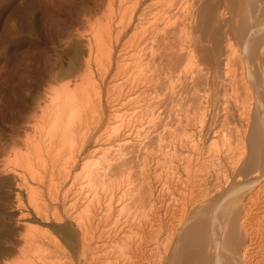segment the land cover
<instances>
[{
	"label": "bare ground",
	"instance_id": "obj_1",
	"mask_svg": "<svg viewBox=\"0 0 264 264\" xmlns=\"http://www.w3.org/2000/svg\"><path fill=\"white\" fill-rule=\"evenodd\" d=\"M122 2L127 70L112 63L109 76L123 82L109 87V56L94 66L115 92L107 113L89 40L78 69L95 83L77 70L37 104L25 141L10 133L24 149L0 143V187L14 199L0 264H264V0ZM115 119L121 148L104 145L118 148L81 165L79 182V154Z\"/></svg>",
	"mask_w": 264,
	"mask_h": 264
},
{
	"label": "rangeland",
	"instance_id": "obj_2",
	"mask_svg": "<svg viewBox=\"0 0 264 264\" xmlns=\"http://www.w3.org/2000/svg\"><path fill=\"white\" fill-rule=\"evenodd\" d=\"M109 1L110 0H0V141H1L0 143H1V145H5L4 148H8V150L9 149L16 150V151H18L19 148L24 149V147H22V146L16 147V145L19 144V141H18L19 139L22 140L23 137H26V134L20 133V132L31 133L32 131L29 132V130L33 127V125H34L33 128H38L36 126L41 121L40 120L41 115L39 116V113L38 114L35 113L36 110L38 109L37 104L40 103L42 105L40 107H43V105H44L43 101L46 99L47 96L48 97L50 96V98H52V96H54V92L60 90V87L65 83L66 80L71 78L72 75L75 76L74 74H76V75L80 74V73L76 72L77 70H78V72H81V74L82 73L85 74V72H83V70L82 71L79 70V69H81L79 67L85 61L84 58H86V56H85L86 53L84 52V48H85L86 44L89 42V40H90V43L93 47L96 44L98 45L96 49H95V47L93 48L94 52H95V50L97 51L96 53L93 52L94 53L93 55L94 56L96 55L95 57L99 56V57H97V59L100 60L102 57L107 58V56H109L108 58L111 60L110 61L111 63H109V61L107 62L108 67H106V70L104 69V72H105L106 77H107L106 79H109L108 80L109 87H110V83H112V84L114 82L117 83L119 80L121 82H123L122 77H119L120 79L119 78L115 79V77H114L115 80H112L113 77H110V76H113V74L115 72L114 69L116 68L117 64H119V66H121V64H122L123 65L122 67L127 66V65H124L125 62H124V64L122 62H118L119 59H121V58H117V57H119L118 54L120 53L118 51H122L121 48H123V46L125 45V42H126V36L123 33L124 25H125V21H126L123 19H125L124 13H126V11L124 10V8H121V5L122 6L124 5L122 0H120V1L119 0H112V1H110V3H109ZM108 3L111 4V7H109ZM106 9H108V10L106 11V14H104V16H105V19H104V16L102 14L105 13L104 11ZM122 9L125 12H123ZM101 16H103L101 19L105 20V21L100 20ZM97 25H101V26H99V27H101V28H99L100 31H97V29H98ZM102 25H104V26H102ZM118 25H119V27H118ZM121 26H122L123 30L121 29ZM102 29H104V30H102ZM116 29H117L118 33H117ZM105 30L107 31V34H106ZM96 31L98 32V34H97L98 36H100V34L102 36V33H100V32H103L104 35L102 37L100 36L101 38L99 37L102 40L101 41L102 43L98 42L99 39H98V41H95L98 43H94V37L95 36H93L92 34H96L97 33ZM108 31H110L111 33L109 34ZM107 35H110L111 38H110V36L107 37ZM104 36H106L109 39H107ZM117 38H118V40H117ZM114 39H116V40H114ZM124 40H125V42H124ZM108 42H110V43H108ZM111 47H112V49H111ZM97 49H99L100 51ZM101 51L103 54L101 53ZM93 55H92V58L90 61L91 62L90 65L92 66L91 68H93L94 66L99 67V65H97V64H99L101 62L102 63L100 64V67L102 66L103 68H105V66H107V65H105L107 60L104 59L105 63H104V60H100V62H98L97 59H95V60L93 59V58H95ZM112 55L114 56L113 57L114 59L112 58ZM116 58L118 61L116 60ZM95 61H96V63H95ZM116 62H117V64H115ZM108 63L111 65L110 67H109ZM112 63H113V65L115 64L114 69H113ZM103 68H101V72H103L102 71ZM124 68H122L121 71H123V72H121V74L124 73L125 70H127L126 69L127 67L125 68V70H124ZM93 69H92V75H93L92 77H94V79H95L98 77V74L95 71V67ZM111 71L113 74L111 73ZM104 72L102 74H104ZM84 74H83V76H84ZM110 74H112V75H110ZM77 76H79V75H77ZM86 76L89 77L88 75H86ZM92 77L91 76L89 77V78H91L90 81L92 80ZM106 79H105L106 82L104 80H101L100 77H99V79L97 78L95 80L97 81L96 83H98L100 81H101L100 83H102V84L98 83V85H97V86H99V90H100L99 95L102 96V97L100 96V98H102V99H100V98L99 99H100V103L102 102L101 105L105 106L104 111L107 113V110H108V109L106 110L107 103H105V102L106 101L109 102L111 100L110 98H112V95L115 92L111 93V92H109L110 90L109 91L106 90L108 88V86L106 87V85H107ZM95 80L93 81L94 83H95ZM103 83H104V85H103ZM122 84H120V85H122ZM100 85H103V86H100ZM112 86H115V84H113ZM112 86L110 88H112ZM100 87L102 89H100ZM115 87H114V89H115ZM116 89H117V87H116ZM106 93H108V94H106ZM51 94H52V96H51ZM109 94L111 97L108 96ZM106 97H107V99H106ZM50 98L49 99L47 98V99L50 101L51 100ZM105 99H106V101H105ZM92 100L94 101V99H92ZM121 107L123 108V106H121ZM121 112H122V110H121ZM33 115H35L37 119L40 117L36 121V122H38L40 120L38 123H35L36 119L34 118L35 116H33ZM37 116H39V117H37ZM33 118H34V123H33ZM30 119H32V123H30L31 122ZM118 119L121 120L120 118H118ZM118 119L110 120L108 122L103 123V125H101L98 128V130L100 129L99 132H103L102 135H99L100 133L98 132V130L96 131V135H99L96 137L106 135V133H107L106 131H109L107 133V136H106L107 138L105 137L106 138V141H104L105 143H103L102 146H100L98 148L99 150L96 148V151H95V149L90 147L87 150L85 149L82 153L79 154L80 156L78 157V163H77V170H78L77 172L79 174L81 173V172H79V171H81V169H82V172L84 171L85 168L83 166H86L87 162L91 161L93 163L94 160L98 161L99 159L101 161L102 160L101 158L104 155H106L107 153L109 154V152L112 153L113 150H115V149H113L112 152H111V150H109L105 154L104 153L105 151L103 150L105 147L107 148L109 146V149H111V148H114V146H118L116 144L117 140L114 139V136L112 137V134H110V129H112V128L119 129V126H120V128L121 127L123 128V126H124L123 124H125V122L124 123L122 122L123 123L122 124L121 121H119ZM139 119H138V121H139ZM26 120L27 121L30 120L28 122V125L29 124H32V125H29V126L25 125V124H27ZM113 121H115V122L117 121V122L115 123ZM118 121L121 124L118 123ZM107 123H108L109 127H107ZM113 123H115V124H113ZM116 125H118V126H116ZM23 126H25V127H23ZM104 126H106L105 128H108V130L107 129L105 130ZM26 127L27 128L29 127L30 129L28 130V129H26ZM17 130H19V133H17V136H16V134L14 132H18ZM33 130L35 131V129H33ZM104 130L106 133L104 132ZM114 130H113V133H115ZM133 132H135V131H133ZM133 132H131L129 134L130 137L128 136V138L131 139V137L134 135V134H132ZM10 133L11 134L14 133L15 140H16V141L15 140L14 141H15L16 145L14 144V142L12 143L11 140H10V142L8 141L9 139H11L9 137L11 135ZM111 133H112V131H111ZM108 134H110V136H109L110 139L108 137ZM121 134H122V137L123 136L126 137L125 134H123V133H121ZM19 136L22 138H20ZM30 136H32V135H30ZM136 137L137 136H134V138L132 137V140L133 139L135 140ZM112 138H113V141L111 140ZM25 139L26 138H24L23 140L25 141ZM114 141L116 142L115 144H114ZM8 142L10 144H13V145H10ZM20 143H21V141H20ZM109 143H110V145H109ZM23 144L24 143H22V145ZM111 145H114V146H111ZM103 146H104V148H103ZM78 147H79V145L76 146V149ZM106 148H105V150H106ZM117 148H116V150H117ZM119 148H121V146ZM122 148L124 149L123 146H122ZM22 149H20V150H22ZM79 149H80V147H79ZM5 150H7V149H5ZM127 150L128 149H126V151ZM4 152L7 153L6 151H4ZM5 153L2 154V156L5 155ZM9 153H13V151L12 152L8 151L7 155H9ZM7 155H5V156H7ZM1 158H4V156ZM7 158H8V156H7ZM7 158L5 157V159H7ZM7 161L9 162L8 163V165H9L11 162V159H10V161L9 160H7ZM62 162H64V161L62 160ZM92 163L89 162L88 164L91 165ZM11 164L14 166L13 162ZM11 164L9 165V167L11 166L10 168L13 167ZM16 165L17 164H15V166ZM81 165H83V166H81ZM15 166H14V169H16L17 172L20 173L21 170H22V172H24L23 169L18 167V165L16 167ZM22 172L20 173V175L23 174ZM79 174H78V176H79ZM81 174L79 176V182H80V180L81 181L83 180L81 178V176H82ZM26 175H28V174L25 173L24 178L26 177ZM28 177H29V175L26 177V181H27ZM100 185L101 184H98L97 186H99V187H96V188L101 189ZM6 188H7L6 184L3 185L2 187H0V243H2L3 240L8 236L7 231L9 229H11L8 226V225H10V223L9 222H7L8 224L6 223V221H9L6 218L7 217L6 214H8V211L10 210V209H8L9 208L8 205H10L9 200L11 199V197L7 198L9 196V194L7 193L8 189H6ZM82 188H84V187H82ZM96 188H95V190H96ZM84 189L81 191L82 194L80 195L81 196L80 198H82V196H85V194H83L85 192ZM99 191H101V190H99ZM100 196H102V195L100 194ZM23 198L24 197L22 196V200H23L22 202L25 205L26 201H24L25 199H23ZM11 200H14V199H11ZM5 202L7 204H4ZM107 222L109 223V222H111V220L106 221V223ZM63 242L64 241L60 240L61 244L67 245L65 242L64 243ZM78 261H80V260H78ZM75 263L76 264L81 263V261L80 262L76 261Z\"/></svg>",
	"mask_w": 264,
	"mask_h": 264
}]
</instances>
